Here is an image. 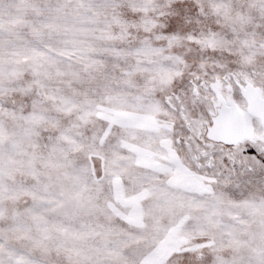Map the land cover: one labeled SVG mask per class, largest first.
Instances as JSON below:
<instances>
[{"label": "snow or ice", "instance_id": "obj_1", "mask_svg": "<svg viewBox=\"0 0 264 264\" xmlns=\"http://www.w3.org/2000/svg\"><path fill=\"white\" fill-rule=\"evenodd\" d=\"M0 264H264V0H0Z\"/></svg>", "mask_w": 264, "mask_h": 264}]
</instances>
